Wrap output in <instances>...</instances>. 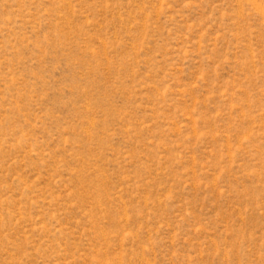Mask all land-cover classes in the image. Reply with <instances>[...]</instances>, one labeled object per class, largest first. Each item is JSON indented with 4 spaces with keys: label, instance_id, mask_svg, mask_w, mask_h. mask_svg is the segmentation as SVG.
I'll return each mask as SVG.
<instances>
[{
    "label": "rangeland",
    "instance_id": "1",
    "mask_svg": "<svg viewBox=\"0 0 264 264\" xmlns=\"http://www.w3.org/2000/svg\"><path fill=\"white\" fill-rule=\"evenodd\" d=\"M0 264H264V0H0Z\"/></svg>",
    "mask_w": 264,
    "mask_h": 264
}]
</instances>
